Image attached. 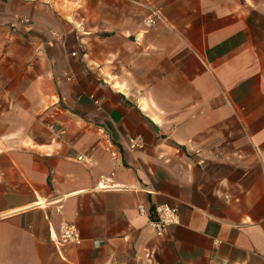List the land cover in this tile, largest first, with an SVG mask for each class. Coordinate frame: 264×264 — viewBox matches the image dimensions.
Listing matches in <instances>:
<instances>
[{
    "label": "crops",
    "instance_id": "crops-1",
    "mask_svg": "<svg viewBox=\"0 0 264 264\" xmlns=\"http://www.w3.org/2000/svg\"><path fill=\"white\" fill-rule=\"evenodd\" d=\"M0 264H264V0H0Z\"/></svg>",
    "mask_w": 264,
    "mask_h": 264
},
{
    "label": "built area",
    "instance_id": "built-area-1",
    "mask_svg": "<svg viewBox=\"0 0 264 264\" xmlns=\"http://www.w3.org/2000/svg\"><path fill=\"white\" fill-rule=\"evenodd\" d=\"M160 13L158 11L152 12L144 19V25L146 28L154 26ZM25 21H27L25 19ZM142 141L139 138H133L130 140L131 147L141 146ZM84 159V156H77V160ZM138 210L142 211V206H138ZM179 223L178 211L175 206L169 204H159L155 206L153 215L149 220L148 224L158 236L162 235L166 228ZM80 237L77 227L73 223H64L61 228L59 236V242L65 244H79Z\"/></svg>",
    "mask_w": 264,
    "mask_h": 264
}]
</instances>
